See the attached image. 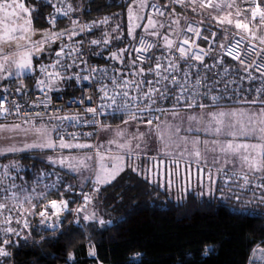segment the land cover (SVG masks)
Returning <instances> with one entry per match:
<instances>
[{
    "label": "snow or ice",
    "instance_id": "obj_1",
    "mask_svg": "<svg viewBox=\"0 0 264 264\" xmlns=\"http://www.w3.org/2000/svg\"><path fill=\"white\" fill-rule=\"evenodd\" d=\"M177 5L181 6L179 10ZM43 6L52 9L45 18L49 28L43 33H36L31 25L33 13L39 12L37 7L27 6V0H0V25H3L0 34V118L4 121L9 117L20 118L22 105L12 103L8 97L29 94L24 80L37 71L33 60L52 43L66 37L71 44L61 43L55 51V62L42 65L39 70L42 78L36 80L35 88L43 94V98L25 106L29 110L45 109L35 119L56 123L51 129L47 124L39 128L33 125L37 142L22 147L10 145L0 148V156L30 149L54 151L59 148L71 152L96 148L97 152L80 158L71 155L47 158V164L52 168L65 169L73 173L74 179L79 177L82 181L79 192L74 191L71 183L63 184L64 178L58 172L42 171L37 185L46 177L55 176L56 179L50 185L45 184L44 189L34 195L37 191L35 188L16 183V180L23 179L18 174H11L13 169L18 173L16 164L0 168V257L10 255L7 246L13 243V236L19 239L26 233L23 238L27 240L31 235L29 217L38 215L42 225L59 228L63 224V214L69 211V203L74 202L64 199V193L83 198L82 203L71 210L76 214L73 223L79 224L81 220L86 224L95 222L101 226L106 223L95 213H85L94 201V194L101 190L98 185L110 184L125 168L120 167L119 163L109 164L111 157L99 152L102 145L80 142V137H91L93 132L69 133L63 131L61 125L68 121L72 127L92 125L100 132L110 133L111 126L102 124L100 120L107 115V110H111L114 118L120 114L124 126L116 131V137L120 139L118 147L122 150L116 157L118 162L130 161L136 151L146 148L153 139L161 140L166 149L173 150L170 162L174 164L175 172L169 171L168 161H157L155 169H148L149 173L159 170L160 187L171 188L172 177L177 176L189 186L194 180L201 186L207 181L211 191L219 182L211 171L215 169L217 177L223 178L224 185L229 187L237 201L243 199L238 192L247 189L252 191L251 199L264 203V143H260L264 135L257 136V132L264 133V35H261V29H264V0H231L225 3L171 0L164 7L150 0L144 7L150 8L151 13L161 18L168 17L159 21L154 20L147 11L143 16L135 14L132 11L135 5L130 2L127 37L133 41L139 40L141 46L129 45L108 56L94 53L101 59L112 61L108 67L88 66V61L84 59L83 37L100 24H108L110 18L94 21L91 25H79L73 16L75 10L70 5L66 6V0H44ZM169 8L172 9L171 16L177 17L174 21L169 15ZM225 8L228 9L226 13ZM186 12L202 16L204 20L197 25L186 19L179 32L169 31L172 24L181 23L179 16ZM61 17L71 18L72 27L56 30L57 20ZM144 19H147L146 25L136 22ZM204 21H209L208 26L204 25ZM212 25L218 26L216 30H209ZM139 29H143L144 36H137ZM34 35L43 38L33 40ZM221 35L222 41L218 39ZM146 36L154 39L146 42ZM170 36L176 39H170ZM161 37L163 45L159 43ZM123 39L121 25L118 24L111 29V34L105 33L104 37L92 39L88 44L89 47L102 44L107 51L114 40ZM155 49H160L161 54L154 58V65L148 64L145 70V62L153 59L152 51ZM128 58H131L130 63H126ZM50 68L55 71H49ZM16 80H20V83L13 93L9 84ZM66 81H75L80 86L82 95L72 103L83 106L82 116L49 115L47 112L52 104L49 93L60 91ZM85 83L87 88L83 86ZM94 84L99 87L93 89L91 86ZM97 93L100 95L97 96ZM234 102L251 110H223L225 105ZM21 119L27 121L30 118ZM133 125L136 132L131 133L134 148L130 149L128 137ZM141 127L147 128V131H141ZM4 131L24 132L25 135L29 132L21 123L10 127L6 123L0 124V133ZM201 133L210 139L201 140ZM250 139L257 142H241ZM108 143L112 145L115 141ZM165 155L169 153L165 152ZM186 158L188 163L182 164ZM221 158L223 166L219 167ZM132 171L142 174L141 169L136 167ZM83 182L89 183L91 192L83 190ZM233 184L235 188H232ZM61 186V199L44 203L50 194L47 189H59ZM135 208L136 205H132L124 216L133 214ZM53 220V223H49ZM257 251L264 252V246L254 249L253 253ZM89 255L95 256L96 253L93 250ZM69 259H72L71 254Z\"/></svg>",
    "mask_w": 264,
    "mask_h": 264
},
{
    "label": "trees",
    "instance_id": "obj_2",
    "mask_svg": "<svg viewBox=\"0 0 264 264\" xmlns=\"http://www.w3.org/2000/svg\"><path fill=\"white\" fill-rule=\"evenodd\" d=\"M27 2L39 9V12L33 13V25L47 27L44 18L52 9L43 6L44 0ZM128 2L66 0V6L70 5L75 10L73 16H81L87 25L110 18L108 24H100L88 33L87 39H100L105 33L111 34L116 25H121L123 40H114L107 51L102 44L90 48L91 59L105 67L113 62L94 53L108 56L129 45L134 47L135 41L127 37L125 24ZM176 7L179 9L181 6ZM113 16L115 18L111 19ZM70 19L61 20L56 30L71 28ZM130 61L131 58L126 59V63ZM38 74L36 72L25 79V86L33 88L36 80L40 79ZM17 83L20 80L9 84V87ZM78 91L66 81L60 91L52 93L69 97ZM17 160L21 166L18 175H24L22 180L30 187L42 166L28 154L19 156ZM159 184L125 170L111 184L94 194V201L89 205L92 209L90 214L97 210L103 215L106 212L111 214V223L108 221L103 226L95 222L86 224L82 220L76 224L73 223L74 218L65 221L60 230L49 232L46 225H39L38 215L29 217L31 235L27 240L23 238L26 233L19 239L13 236V243L7 246L10 255L0 257V264H251L253 250L264 246V204L251 214H242L232 211L230 204L219 201L217 197L194 191L170 198L167 188ZM48 192L50 194L44 203L52 199L59 201L63 187ZM85 192L91 191L86 189ZM69 197H74L73 203L81 204L83 201L82 196L64 193V199L69 200ZM132 205H136L133 214L125 217L124 213ZM93 250L96 255H89ZM69 254L72 259H69Z\"/></svg>",
    "mask_w": 264,
    "mask_h": 264
},
{
    "label": "rangeland",
    "instance_id": "obj_3",
    "mask_svg": "<svg viewBox=\"0 0 264 264\" xmlns=\"http://www.w3.org/2000/svg\"><path fill=\"white\" fill-rule=\"evenodd\" d=\"M128 1L129 2H128L127 14H126V22H125L126 29L129 26L128 16L131 14L129 12L130 2L134 3V5H135L132 9V11L135 14L143 16L145 14V12L147 11L150 15L153 16L154 20H156V21L161 20V18L155 17V16H157L156 14H153L149 11L150 8L144 7V5H147L150 2V0H128ZM225 2H231V0H218V1H216V3H225ZM156 4H159L160 6H162V3L160 0H158V2ZM27 6L33 7L31 4H28V2H27ZM225 10H226L225 12L228 11L227 8H225ZM171 19L174 21L177 19V17L173 16V18H171ZM200 19L204 20L203 17H201ZM136 22L146 25L147 19L136 21ZM215 26L218 27L217 25H215ZM31 27L33 30H35L36 33H43L45 31V29L49 28V26H47V27H35L33 25V23L31 25ZM2 28H3V25H0V34H2ZM181 28H182L181 24H175L174 23V24H172V27H171V29H169V31L179 32L181 30ZM137 34L145 35L143 29L137 30ZM261 35H264V29H261ZM147 37L154 39V37H152V36H147ZM42 38L43 37L40 35H34L32 37L33 40L42 39ZM169 38L173 39V40L176 39L175 36H170ZM159 43L161 45H163L164 40L162 37L159 40ZM158 50L160 51V49H158ZM52 53H53V51H50V52L44 51L42 54H37L36 58L33 60V64L37 69L36 72H38V73L40 72L39 70H40L42 64L44 63V60L49 59ZM36 72L34 74H36ZM38 76H39V74H38ZM211 110L212 109H209V111H211ZM220 110L221 109H217L216 111H220ZM223 110H225V111H236V110L249 111L251 109L247 108L246 106H244L242 104H239V105L238 104L237 105L232 104V105L225 106V108ZM256 111H259V109H256ZM197 112H199V110H197ZM16 123H10L7 125L10 127ZM21 124H22L23 128L29 130L28 134L25 135L24 132L15 133V132H10V131H4L3 133H0V148H4V147L10 146V145H15L16 147H22L25 144L37 142V136L35 135V130L33 129V125H35L36 128H39V127H41V125L47 124V127L49 129H51L54 122L53 121L52 122L38 121V122H29V123H21ZM185 127H187V125H185ZM111 128H112V132H110V133H104V132L99 131L98 134L96 135V137L93 138L91 141H80V142H87V143H91L93 145H98V146L102 145L103 147L99 148V152L101 155L107 154L109 157H111V160L108 161L109 164L119 163L120 167L125 168V170H131V171H132L133 167L139 168L142 171V174H139V175L145 177L150 182L161 183V176L158 175V171H159L158 169L152 171L151 173L148 172V169H155L157 161H168L169 162V165H168L169 171L170 172L176 171L174 164L170 162L172 160L171 152L173 150L172 149H166L164 147L163 142L159 139L150 140L147 144V147L141 148L140 150L136 151L134 153V158L131 159L130 161L126 162L125 160H120L118 162L116 160V157L121 154L122 150L118 147V144L120 143V139L116 137V131L118 129H123L124 126L122 124H117V125H112ZM140 130L141 131H147V128L141 127ZM135 132H136V126H133V127L131 126V130H130L129 137H128V143L130 145V149L134 148V145L131 143V133H135ZM261 135H264V133L257 132V136H261ZM192 138L195 139V137H192ZM200 139L205 140V139H210V137H206V136H204L203 133H201ZM110 140H114L115 143L110 145L108 143ZM241 142L256 143L257 141L250 139V140L241 141ZM57 143H58V141H57ZM260 143H264V140H261ZM201 150L203 151L202 147H201ZM96 152H97L96 148H94L92 150H83V151L72 150L71 152H69L68 150H61L59 148H57L54 151L53 150L30 149V150L24 151V152L12 153V154H9L8 156H0V160L5 159L3 163H0V168H3L4 165L16 164L18 170H20L21 166L19 165L17 158L23 154L32 155L41 164L42 169H40L37 172V174L35 176L37 178H36V180H34L33 184H30L31 185L30 187L22 179H20L18 182L16 181V183L18 185L23 184L27 188H35L37 191L34 195H37L40 192V190L38 189V186H43L41 189H44L45 184L50 185L56 179L55 176L46 177L43 180H41L39 185H37V181L40 179V176H39L40 171H48V172H58L59 175L64 178L63 184L71 183L73 185V188H75L79 191L80 190L79 185L82 183V181L79 179V177L74 179L73 173L66 172L65 169L58 168V167L52 168L51 166H49L47 164V158H48V156H53V157L58 158L60 155H65V156L71 155V156H74L76 158H80L83 155H94ZM165 152H168L169 155H165ZM185 155L187 156V154H185ZM208 160H209V165H210L211 155L208 157ZM187 163H188L187 158L184 161H182V164H187ZM218 166L219 167L223 166V159L222 158H221V162ZM98 167H99V165H98ZM193 167H195V165H193ZM229 167H231V166H229ZM15 171H16V169H13L11 171V174L16 175L17 172H15ZM124 171L120 172L119 175L116 176V178L118 176H120ZM211 171H212L213 177L216 179H219V182L217 183L215 188L212 189L211 191L209 190L207 181H205L204 185L201 186L200 184H198L194 180L191 183V185L189 186L188 184L184 183L180 177L173 176L172 177L173 186L171 188H167V192L169 194V197L170 198H178V197L185 196V194L187 192L194 191L195 193H199L200 195L204 194L208 197H217L219 199V201H221L223 203L230 204L231 205L230 209L232 211L237 212V213H242V214H251V213H253V211L254 212L257 211L259 209V207L264 204V203H261L259 200L251 199L252 191L247 190V189L238 192V194L241 195L243 199L241 201H237L235 199V196L233 195V192L229 190V187L224 185L223 178L217 177L215 169H211ZM181 172H183V168H181ZM85 174H87V173H85ZM21 177L23 178L24 175H21ZM105 179H110V177H105ZM114 180H112V182ZM5 182L7 183V181H5ZM83 183H84V189L83 190L85 191L86 189H88L89 191H91V186L89 185V183L88 182H83ZM107 185H109V184H107ZM107 185L102 183L101 185H98V187L103 188ZM232 188H235V184L232 185ZM48 190L54 191L55 188L47 189V191ZM25 195H28V192H25ZM73 198L74 197H69V201L70 200L73 201ZM79 205L80 204H78V203L70 202L69 203V211H71L72 209H75ZM90 211L92 212V209H91V207L88 206L87 212L85 214H90L91 213ZM94 213L97 215L98 218L103 219L105 222L110 221V219L112 217L111 214L108 212H106L105 215H103L98 210ZM64 214L65 215L62 216L63 224L65 223V221H72V220H74V218H76L75 213L70 212L69 214H66V213H64ZM53 222H54V220L49 221V223H53ZM39 225L42 226L41 223ZM62 225L59 228L47 227V229L49 230V232H51L52 230L54 232L56 230H60ZM254 257L256 258L255 255L253 256V258ZM260 258H262L261 254H260ZM253 264H255V262Z\"/></svg>",
    "mask_w": 264,
    "mask_h": 264
},
{
    "label": "built area",
    "instance_id": "obj_4",
    "mask_svg": "<svg viewBox=\"0 0 264 264\" xmlns=\"http://www.w3.org/2000/svg\"><path fill=\"white\" fill-rule=\"evenodd\" d=\"M161 3H162V6L161 7H164V5L166 4H170L171 3V0H160ZM216 1L218 0H213L214 3H216ZM149 11L151 12V10L149 9ZM171 11L172 9L169 8L168 9V12H169V15L171 16ZM52 12V11H51ZM154 14V13H153ZM49 13L45 16L48 17ZM155 17H159L158 15L155 16ZM44 18L45 20V23L48 25V23L46 22V19ZM78 21V24L79 25H87L83 18L81 16H78V17H75ZM161 18V17H159ZM172 18V16H171ZM201 17L200 16H192V13H188L186 16H180V21H181V26L183 28V21L186 20V19H190L193 21V23L199 25L200 22L203 20V19H200ZM64 17H61L60 19L57 20V23L56 25L61 21L63 20ZM161 19H165L167 20L168 17H165V18H161ZM92 23H89L88 25H91ZM209 24V21H204V25L205 26H208ZM181 28V29H182ZM216 26L215 25H212L210 27V31H214L216 30ZM87 34L86 33L84 35V39H85V44H84V51H85V55H84V59L88 61V66L89 67H105L103 65H100L98 62H96L95 60H92L91 59V55H90V48L89 47V44L88 42L91 41L90 39H87ZM139 36H144V35H138ZM218 39L220 41L223 40V36H219ZM63 40H67V44H71V41H69L66 37L63 39ZM62 40V41H63ZM153 40L152 38H149L146 36V42L147 41H151ZM141 45L139 44V40H136L135 43H134V47H140ZM161 52L158 50V49H155L152 51V56H153V59L152 60H149L147 62H145V69L147 70V66L148 64H153L155 63V57L160 55ZM141 55H145V53H141ZM56 60V56H55V53L54 55H52L47 61H45L42 65H48V64H51V63H54ZM210 62V61H209ZM49 71H55V69H52L50 68ZM86 74V73H85ZM39 75H40V78H42V73L39 72ZM152 77H149V79H151ZM68 82V81H67ZM71 82V85L73 86V88L75 89H79V91L77 92V94L75 95H71L69 97H64V96H55L52 92L49 93V95L51 96V99H52V104H51V107L49 109H47V112L49 115H58V116H65V115H68V116H82L83 115V106L82 105H77L75 103H72L73 100H76L78 99L81 95H82V92L80 91V86L75 82V81H69ZM18 86V83L15 84L14 86L12 87H9L10 88V91L15 93V88ZM85 88H87V84L85 83L83 85ZM93 89L99 87V85H92L91 86ZM27 89H29V94L28 95H24L23 97H20L16 94H13V95H10L8 97L9 100L12 101V103H17L19 102L21 105H22V111L20 113V118H15V117H9L7 121H4L2 118H0V124H10V123H29V122H38L37 119H35L38 115V113L42 114L45 109L41 108V109H36V110H29L27 107H25L26 105H30L32 104L33 102H36L38 99H42L43 98V94L40 93L36 88H35V85L33 86V88H29V87H26ZM56 92V91H54ZM100 94L97 93V96H99ZM98 102V101H96ZM221 103H224L223 101ZM232 104H235V105H239V103H232ZM232 104H227V105H232ZM225 105V106H227ZM119 115L120 114H117V116L114 118L113 117V114L111 112V110H107V115L106 116H103L100 118L102 124L104 125H110L112 126L114 123L115 124H122V121L121 119L119 118ZM24 117H28L30 118L29 120L27 121H22L21 118H24ZM125 119H127V117H124ZM47 121V120H45ZM54 124L56 123V121H53ZM135 126V125H133ZM132 126V127H133ZM61 128L63 131L65 132H76V133H80V132H93L94 135L91 136V137H80V141H91L93 138L96 137V135L98 134V130L96 129L95 126H92V125H88V126H85V125H78L76 127H72L71 124L68 122V121H65L62 125H61ZM42 171H40L41 173ZM71 211H68V212H65L66 214H69ZM65 215V214H63ZM1 236V235H0ZM260 254L262 256V258H260ZM254 255L256 256V258H252L251 260V264H253L255 262V264H264V252H255ZM253 255V256H254ZM12 264V263H10Z\"/></svg>",
    "mask_w": 264,
    "mask_h": 264
},
{
    "label": "water",
    "instance_id": "obj_5",
    "mask_svg": "<svg viewBox=\"0 0 264 264\" xmlns=\"http://www.w3.org/2000/svg\"><path fill=\"white\" fill-rule=\"evenodd\" d=\"M63 43L62 40H58L55 43H52L48 48H46L45 51L50 52V51H54V50H58V46Z\"/></svg>",
    "mask_w": 264,
    "mask_h": 264
},
{
    "label": "crops",
    "instance_id": "obj_6",
    "mask_svg": "<svg viewBox=\"0 0 264 264\" xmlns=\"http://www.w3.org/2000/svg\"><path fill=\"white\" fill-rule=\"evenodd\" d=\"M155 3H157L158 2V0H155L154 1ZM177 10H179L178 8H177ZM226 11V10H225ZM188 13H190V12H186V13H183V14H181L180 16H186ZM226 13V12H225ZM216 13H213V15H215ZM224 13H221V15H223ZM192 16H197V15H194V14H192ZM52 56V55H51ZM50 56V57H51ZM43 186H38V189L39 190H41V188H42Z\"/></svg>",
    "mask_w": 264,
    "mask_h": 264
},
{
    "label": "bare ground",
    "instance_id": "obj_7",
    "mask_svg": "<svg viewBox=\"0 0 264 264\" xmlns=\"http://www.w3.org/2000/svg\"><path fill=\"white\" fill-rule=\"evenodd\" d=\"M87 141V140H86ZM39 223H40V221H39Z\"/></svg>",
    "mask_w": 264,
    "mask_h": 264
}]
</instances>
